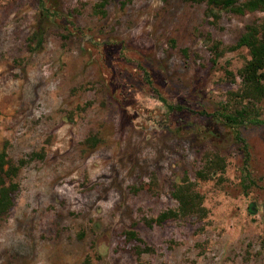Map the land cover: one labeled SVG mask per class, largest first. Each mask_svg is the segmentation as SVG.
Wrapping results in <instances>:
<instances>
[{
    "label": "rangeland",
    "instance_id": "374dc122",
    "mask_svg": "<svg viewBox=\"0 0 264 264\" xmlns=\"http://www.w3.org/2000/svg\"><path fill=\"white\" fill-rule=\"evenodd\" d=\"M96 1L0 0V149L24 161L0 264H264V110L238 127L246 153L213 114L247 50L212 63L205 39L233 44L264 11L210 24L202 3ZM206 149L226 159L197 182L207 216L147 226Z\"/></svg>",
    "mask_w": 264,
    "mask_h": 264
},
{
    "label": "trees",
    "instance_id": "16d2710c",
    "mask_svg": "<svg viewBox=\"0 0 264 264\" xmlns=\"http://www.w3.org/2000/svg\"><path fill=\"white\" fill-rule=\"evenodd\" d=\"M111 0H97L93 12L104 16L106 6ZM127 1L121 0L124 5ZM191 3H202L205 6L204 15L210 24H216L223 12L235 15H244L256 11H264V0H181ZM42 16L47 18L48 9L43 7ZM212 63H216L225 53L240 48L247 50L249 58L233 73L225 70L231 81L239 78L236 89L229 90L220 108L213 114L217 120L230 127L234 132L235 141L247 153V143L241 137L238 127L247 123H260L261 113L264 110V19L248 24L233 44H225L221 40L205 37ZM169 108L175 106L169 105ZM177 108V107H176ZM85 144L94 148L99 142L96 135L85 138ZM24 164L23 160L15 163L8 157L5 147L0 149V216L6 214L14 205V197L19 183L16 180L19 169ZM226 168L225 157L216 150L206 149L201 154V165L195 170V177L191 179L185 172L178 181L173 183L171 196L177 202L175 208L161 211L155 217L144 218L147 226L161 225L171 219L194 218L202 220L207 216V209L203 203L204 197L196 188L197 182L215 179L220 182ZM130 240L138 242L134 247L137 255L142 252L153 251L149 245L143 244V240L133 229L124 232ZM81 236V235H80ZM143 245H140V244ZM264 250V239L261 241ZM87 264H90L86 260Z\"/></svg>",
    "mask_w": 264,
    "mask_h": 264
}]
</instances>
